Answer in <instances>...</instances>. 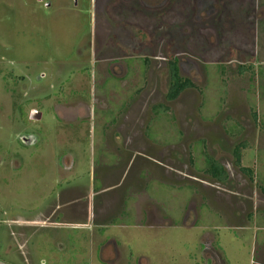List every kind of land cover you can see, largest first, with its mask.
I'll return each mask as SVG.
<instances>
[{"label": "rangeland", "instance_id": "obj_1", "mask_svg": "<svg viewBox=\"0 0 264 264\" xmlns=\"http://www.w3.org/2000/svg\"><path fill=\"white\" fill-rule=\"evenodd\" d=\"M203 1L0 0V264H264V0Z\"/></svg>", "mask_w": 264, "mask_h": 264}, {"label": "trees", "instance_id": "obj_2", "mask_svg": "<svg viewBox=\"0 0 264 264\" xmlns=\"http://www.w3.org/2000/svg\"><path fill=\"white\" fill-rule=\"evenodd\" d=\"M168 68L170 72L171 81H170L168 93L166 95V102L172 103L176 101L183 92L190 90V89H196V86L193 84V82L190 79L185 78L180 75V69L178 67V62L176 59L171 58L169 60ZM241 71H245V70L243 69ZM155 111L157 112L158 111H168V109L164 106L158 105ZM243 147H246V145L240 144L235 147V150L233 152L235 163L241 172H243L244 174L252 178V170L247 167H243L241 165V162H242L241 149ZM201 155L204 156V159H205V166L202 169H200L201 173L208 175L210 178H212L217 183L224 184L228 182L230 176L226 168L216 159L211 157L207 152H205V154L201 152ZM261 190H262V193L264 194V188H262Z\"/></svg>", "mask_w": 264, "mask_h": 264}, {"label": "flooded vegetation", "instance_id": "obj_3", "mask_svg": "<svg viewBox=\"0 0 264 264\" xmlns=\"http://www.w3.org/2000/svg\"><path fill=\"white\" fill-rule=\"evenodd\" d=\"M209 4V0L208 1H206V0H204L202 3H201V5H208ZM147 31V30H146ZM172 51V50H171ZM177 62H178V67H179V69L181 70V68H182V63L180 62V61H178L177 60ZM119 63H113V65H112V67L110 68V70H109V72H108V74L111 76V75H116V73H115V68H116V66H118L119 67V69H122V67H121V65L119 64ZM115 66V67H114ZM112 77V76H111ZM41 79L43 78V77H40ZM88 114L90 115V112L88 111ZM78 117V116H77ZM77 117H75V119L74 120H77ZM41 118H42V114H41ZM41 118H40V120H41ZM34 138V136L33 135H29V136H26L24 139V141H22V143H23V145L25 146L26 145V147H28V146H30V145H32V146H34L35 144H36V141L33 139ZM61 170H62V166L64 167V169H66L67 171H69V169L70 170H72L73 169V167H74V165H73V163H72V155L71 154H67V155H64V156H62L61 157ZM60 170V171H61ZM80 176V175H79ZM61 178H63V175H61L60 176ZM57 182V186H58V188H59V190L61 189L62 190V185L64 184L61 180H60V182L59 181H56ZM24 223H26V221H24ZM89 224V223H88ZM116 248H117V246H115ZM112 260H108L107 262L109 263V262H111Z\"/></svg>", "mask_w": 264, "mask_h": 264}, {"label": "crops", "instance_id": "obj_4", "mask_svg": "<svg viewBox=\"0 0 264 264\" xmlns=\"http://www.w3.org/2000/svg\"><path fill=\"white\" fill-rule=\"evenodd\" d=\"M187 91H188V90H187ZM185 92H186V91H185ZM185 92H183L181 95H183ZM181 95H180V96H181ZM180 96H179V97H180ZM178 99H179V98H178ZM178 99H177V100H178ZM177 100H176V101H177ZM174 102H175V101H174ZM92 151H93V149H92ZM71 155H72V163H73V165H74V167H75V159H76V158L73 156V154H71ZM91 155H92V159H95V153H94V151L91 153ZM99 155H100V154L97 153L96 159H98V156H99ZM211 157H212V156H211ZM111 159H112V157H111ZM189 159H190V158H189ZM214 159H215V158H214ZM98 161H99L100 164H102L101 159H98ZM217 161H218V160H217ZM110 162H111V161H110ZM218 162H219V161H218ZM92 163L95 164L93 161H92ZM220 163H221V162H220ZM221 164H222V163H221ZM222 165H223V164H222ZM96 166H97V165H96ZM223 166H224V165H223ZM129 167H132V165H130ZM224 167H225V166H224ZM225 168H226V167H225ZM133 170L135 171L136 168L133 169ZM226 170H227V169H226ZM134 171H132V172H134ZM227 171H228V170H227ZM80 174H81V173H80ZM80 174H79V175H80ZM72 176L74 177V176H76V175L74 174V175H72ZM99 176L101 177V175H99ZM207 176H208V175H207ZM130 177H132V176H130ZM100 180H102V179H100ZM103 180H104V179H103ZM211 180H213V179L211 178ZM213 181H214V180H213ZM103 182H104V181H103ZM219 184H220V183H219ZM100 187H101V186H100ZM98 189H100V188L97 187L96 190H98ZM54 224H55V226L58 227L57 223H54ZM43 227H45V226H43ZM75 228H76V227H75ZM76 229H79V228H76ZM63 251H65L64 248H63Z\"/></svg>", "mask_w": 264, "mask_h": 264}, {"label": "water", "instance_id": "obj_5", "mask_svg": "<svg viewBox=\"0 0 264 264\" xmlns=\"http://www.w3.org/2000/svg\"><path fill=\"white\" fill-rule=\"evenodd\" d=\"M30 118L32 120L38 121L41 118V113H39V112L34 110V111L31 112Z\"/></svg>", "mask_w": 264, "mask_h": 264}]
</instances>
